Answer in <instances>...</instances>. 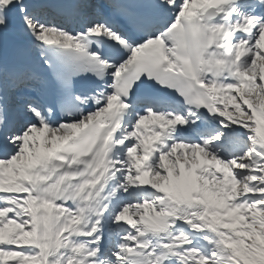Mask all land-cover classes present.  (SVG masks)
<instances>
[{
  "label": "snow or ice",
  "instance_id": "obj_1",
  "mask_svg": "<svg viewBox=\"0 0 264 264\" xmlns=\"http://www.w3.org/2000/svg\"><path fill=\"white\" fill-rule=\"evenodd\" d=\"M0 264H264V0H0Z\"/></svg>",
  "mask_w": 264,
  "mask_h": 264
}]
</instances>
